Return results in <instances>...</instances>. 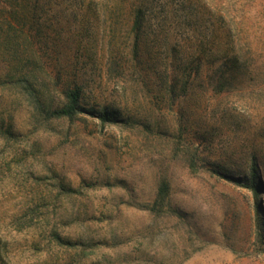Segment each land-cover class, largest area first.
I'll return each mask as SVG.
<instances>
[{
	"label": "rangeland",
	"instance_id": "374dc122",
	"mask_svg": "<svg viewBox=\"0 0 264 264\" xmlns=\"http://www.w3.org/2000/svg\"><path fill=\"white\" fill-rule=\"evenodd\" d=\"M0 1V264H264V0Z\"/></svg>",
	"mask_w": 264,
	"mask_h": 264
},
{
	"label": "trees",
	"instance_id": "16d2710c",
	"mask_svg": "<svg viewBox=\"0 0 264 264\" xmlns=\"http://www.w3.org/2000/svg\"><path fill=\"white\" fill-rule=\"evenodd\" d=\"M2 3L3 2L0 1V13L7 12L9 14L7 16H4L3 14L0 15V71H5V75H3L4 81L8 79L10 82H14V80H17V85L22 83V86L26 87L23 82L29 81L28 77L30 72L28 69L29 66H32L31 64L34 65L35 62L33 57H31L32 54L28 55L24 53V48L26 46L33 48V36L29 34L30 32L26 31L27 21L16 15L19 12L18 8L10 7L8 8L9 11H5L6 9ZM139 15L140 11H137L134 20V26L136 29L141 27V19ZM34 55L36 56V54ZM248 61H252V58H248ZM38 65L39 63H37V66ZM39 109L44 111V108L41 106ZM83 111H87L92 115L96 114V116L101 119H108L104 113L97 112L93 108L85 110V107L82 104V93L78 87L61 90L59 92L58 104L52 110L47 111V114L54 118L71 119ZM166 188L167 186L165 183L162 182L159 184L157 190L158 198H164ZM257 209L260 212L263 211L261 200L257 204ZM259 225L264 227L262 216ZM51 236L56 238V233H52Z\"/></svg>",
	"mask_w": 264,
	"mask_h": 264
},
{
	"label": "built area",
	"instance_id": "2783aa9c",
	"mask_svg": "<svg viewBox=\"0 0 264 264\" xmlns=\"http://www.w3.org/2000/svg\"><path fill=\"white\" fill-rule=\"evenodd\" d=\"M207 264H231V263L226 262V261H214V262H209Z\"/></svg>",
	"mask_w": 264,
	"mask_h": 264
}]
</instances>
